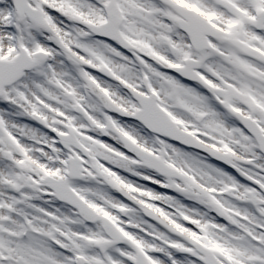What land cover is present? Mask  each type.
<instances>
[{
    "label": "snow or ice",
    "instance_id": "snow-or-ice-1",
    "mask_svg": "<svg viewBox=\"0 0 264 264\" xmlns=\"http://www.w3.org/2000/svg\"><path fill=\"white\" fill-rule=\"evenodd\" d=\"M0 264H264V0H0Z\"/></svg>",
    "mask_w": 264,
    "mask_h": 264
}]
</instances>
